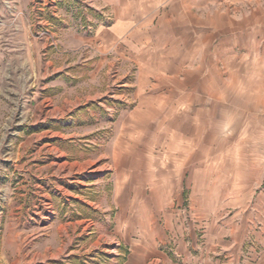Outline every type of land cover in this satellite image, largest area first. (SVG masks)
I'll list each match as a JSON object with an SVG mask.
<instances>
[{"label":"crops","instance_id":"obj_1","mask_svg":"<svg viewBox=\"0 0 264 264\" xmlns=\"http://www.w3.org/2000/svg\"><path fill=\"white\" fill-rule=\"evenodd\" d=\"M103 3L106 19L89 33L66 32L62 43L91 46L98 59L90 76L98 84L101 70L118 63L115 94L90 98L105 107L100 125L112 128L96 180L99 188L109 183L111 195L94 207L110 215L119 264H264V188L251 191L264 182V138L244 137L264 136V0ZM230 150L234 170L226 167ZM229 179L240 187L226 194L253 200L213 221L216 182L226 191ZM45 208L36 213L50 216L42 227L52 232L43 231L31 264H62L74 252L72 234L95 224L110 237L107 222L55 220L52 204ZM32 230L30 246L42 233Z\"/></svg>","mask_w":264,"mask_h":264},{"label":"rangeland","instance_id":"obj_2","mask_svg":"<svg viewBox=\"0 0 264 264\" xmlns=\"http://www.w3.org/2000/svg\"><path fill=\"white\" fill-rule=\"evenodd\" d=\"M107 14L103 0H0V264H31L34 248L52 232L42 227L50 216L36 213L46 209V202L52 204L55 220L83 215L107 222L110 237L101 235L96 224L72 234L69 246L74 252L60 257L62 264L120 263L110 215L94 207L111 195L109 183L99 188L96 180L104 173L98 165L105 161L97 156L112 128L100 125L105 107L91 100L99 91L115 94L121 82L114 80L118 63L108 72L101 70L98 84L90 76L98 59L91 46L68 50L62 43L66 32L89 33ZM104 103L111 105L109 100ZM244 137L264 138L261 133ZM230 153L226 167L234 170L231 158L237 155ZM84 161L89 162L82 166ZM69 167L73 171L65 177ZM217 183L220 195L211 197L213 221L231 216L242 201L253 200L226 194L240 187L235 180L225 182L226 191L224 182ZM262 188L264 182H259L251 191ZM32 228L35 235L42 233L30 246L27 235ZM99 235L98 246H93ZM18 256L21 261H14Z\"/></svg>","mask_w":264,"mask_h":264}]
</instances>
